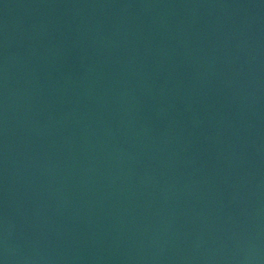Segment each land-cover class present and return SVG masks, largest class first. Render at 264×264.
<instances>
[{"label":"water","instance_id":"obj_1","mask_svg":"<svg viewBox=\"0 0 264 264\" xmlns=\"http://www.w3.org/2000/svg\"><path fill=\"white\" fill-rule=\"evenodd\" d=\"M0 264H264V0H0Z\"/></svg>","mask_w":264,"mask_h":264}]
</instances>
